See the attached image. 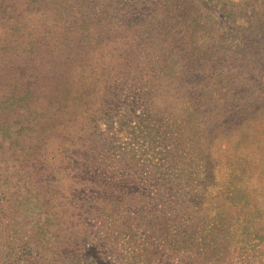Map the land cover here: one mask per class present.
<instances>
[{"label": "rangeland", "instance_id": "obj_1", "mask_svg": "<svg viewBox=\"0 0 264 264\" xmlns=\"http://www.w3.org/2000/svg\"><path fill=\"white\" fill-rule=\"evenodd\" d=\"M0 264H264V0H0Z\"/></svg>", "mask_w": 264, "mask_h": 264}]
</instances>
